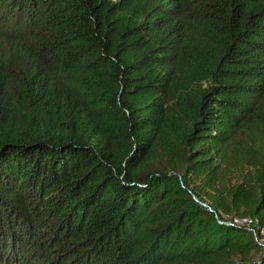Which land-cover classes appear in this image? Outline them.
Listing matches in <instances>:
<instances>
[{"label": "trees", "instance_id": "1", "mask_svg": "<svg viewBox=\"0 0 264 264\" xmlns=\"http://www.w3.org/2000/svg\"><path fill=\"white\" fill-rule=\"evenodd\" d=\"M262 231L264 0H0V264H264Z\"/></svg>", "mask_w": 264, "mask_h": 264}, {"label": "built area", "instance_id": "2", "mask_svg": "<svg viewBox=\"0 0 264 264\" xmlns=\"http://www.w3.org/2000/svg\"><path fill=\"white\" fill-rule=\"evenodd\" d=\"M233 223L238 224V225H243V224H250L251 220L250 219H233ZM261 245L264 247V243H261Z\"/></svg>", "mask_w": 264, "mask_h": 264}, {"label": "rangeland", "instance_id": "3", "mask_svg": "<svg viewBox=\"0 0 264 264\" xmlns=\"http://www.w3.org/2000/svg\"><path fill=\"white\" fill-rule=\"evenodd\" d=\"M226 218L229 219V216H226ZM261 236H263V238L258 240V244H260V245H261V243H264V231L261 232ZM261 248H263V247H261Z\"/></svg>", "mask_w": 264, "mask_h": 264}]
</instances>
